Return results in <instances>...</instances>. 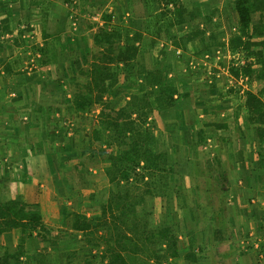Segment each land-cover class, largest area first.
I'll list each match as a JSON object with an SVG mask.
<instances>
[{
    "label": "crops",
    "instance_id": "0c3cea01",
    "mask_svg": "<svg viewBox=\"0 0 264 264\" xmlns=\"http://www.w3.org/2000/svg\"><path fill=\"white\" fill-rule=\"evenodd\" d=\"M184 2L168 33L177 16L162 0H0V201L38 205L49 229L44 242L39 230L5 232L0 254L23 244L11 264H105L121 237L129 264H264V144L245 100L257 72H231L246 61L230 46L240 34L234 0ZM251 19L260 24L264 10ZM103 31L120 33L116 50L141 37L134 71L108 61L100 82L92 71L108 46L97 40ZM140 67L178 91L154 122L137 121L152 127L167 169L134 181L112 168L131 139L102 127L122 110L136 118L144 94L158 95ZM164 228L175 255L170 237L149 235ZM155 249L158 260L148 257Z\"/></svg>",
    "mask_w": 264,
    "mask_h": 264
},
{
    "label": "trees",
    "instance_id": "16d2710c",
    "mask_svg": "<svg viewBox=\"0 0 264 264\" xmlns=\"http://www.w3.org/2000/svg\"><path fill=\"white\" fill-rule=\"evenodd\" d=\"M164 4L172 2L175 5L174 14L177 17L166 19V31L169 33V26L174 22L182 21L184 13L187 11V7L183 0H162ZM236 10L239 15L240 24V34L235 35L230 40V46L234 52L242 51L246 56V61L244 65L240 67H231V72L234 76H240L241 74L248 75L252 72H257V91L246 90L245 100L247 112L250 119L257 125L259 133L261 136L262 143L264 144V21L260 24L252 25V13L256 11L264 10V0H234ZM163 10V9H162ZM168 13L167 8H164L162 15ZM190 16L192 18L196 17V12L194 10L190 11ZM153 28L150 32L153 36H159L161 26L157 21L152 22ZM201 31H191L182 36L181 41L176 42L177 45L183 42L184 39L192 40L196 36L200 35ZM120 33L118 32H105L103 31L98 35V41H104L108 46L104 51L97 55L101 64L94 66L92 71L98 74L100 82L104 80V77L109 73V67L106 62L113 60L123 61L125 68L128 72H133L135 65L131 63L138 53L139 47L135 45V40L140 38L139 33H135L134 39L127 42L125 45L115 49L114 44L117 42ZM256 36L257 39L254 37ZM211 44H217V38L215 35L210 36ZM154 44V42H153ZM43 52V48H39ZM138 73H143L149 80L151 85H158L159 92L155 95V99L148 95H145V100L143 106H136V118L130 117V113L125 110L119 111L117 114H109L106 123L102 128L113 127L116 131V136L118 138L129 137L130 144L126 151L116 160L112 162V168L119 169L124 168L123 177H133L134 181H143L145 176L152 173L156 169H167L162 159V154L155 153V138L153 135L152 127H147L145 130H141L139 123L142 124L147 122L149 119L154 122L155 115L158 113L160 108L174 104L176 98L174 97L175 92L178 91L174 84L165 85L163 79L161 78V72L158 70L138 68ZM135 105L137 103H134ZM139 108V109H138ZM164 162V166L161 164ZM150 185L149 181H146ZM121 205V204H119ZM122 207H126L123 204ZM79 226V224H77ZM13 228H22L23 233H28L31 236L32 232L38 231L37 236L40 238L41 242L45 240V233L49 232L48 227L44 224L38 205L29 204L19 200H10L7 202L0 201V246L2 245V235L12 230ZM159 234L160 237L167 236L170 237L169 246L167 254L175 255V238L176 235L171 229H161L157 232L149 231V235ZM126 237H121L117 239L115 243L113 242L110 246L105 264H129L124 251L128 248L129 242ZM23 244H20L16 253H9L5 251L4 254H0V264H11L13 259L20 256L22 252ZM156 249L154 253L149 258L156 257L157 260L162 257V255L157 254ZM149 255V254H148ZM155 255V256H154ZM85 264H91V262H86Z\"/></svg>",
    "mask_w": 264,
    "mask_h": 264
},
{
    "label": "rangeland",
    "instance_id": "374dc122",
    "mask_svg": "<svg viewBox=\"0 0 264 264\" xmlns=\"http://www.w3.org/2000/svg\"><path fill=\"white\" fill-rule=\"evenodd\" d=\"M183 2H184V0H183ZM23 46H21L20 48H22ZM37 50L40 52V50H39V48H37ZM20 51V50H19ZM241 51H239L238 53H240ZM238 55L240 56V57H246L245 55H242V54H236V56L235 57H238ZM232 59H235V58H233L232 57ZM151 254V253H150ZM148 256H150V255H148ZM154 258H156V257H154Z\"/></svg>",
    "mask_w": 264,
    "mask_h": 264
}]
</instances>
